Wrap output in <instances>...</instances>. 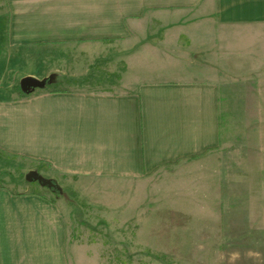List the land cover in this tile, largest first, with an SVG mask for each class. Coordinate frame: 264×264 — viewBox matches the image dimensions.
I'll return each mask as SVG.
<instances>
[{"label":"crops","instance_id":"1","mask_svg":"<svg viewBox=\"0 0 264 264\" xmlns=\"http://www.w3.org/2000/svg\"><path fill=\"white\" fill-rule=\"evenodd\" d=\"M6 6L0 60L28 65L18 82L47 83L27 94L0 92V150L46 164L62 187L61 178L77 179L70 189L80 199L123 214L119 195L144 192L160 168L169 174L216 151L225 82H253L264 152V0H6ZM103 63L120 71L119 91L56 87L88 80ZM44 196L0 186V264L93 261L70 248L72 209ZM228 256L211 262L256 264L253 256Z\"/></svg>","mask_w":264,"mask_h":264},{"label":"rangeland","instance_id":"2","mask_svg":"<svg viewBox=\"0 0 264 264\" xmlns=\"http://www.w3.org/2000/svg\"><path fill=\"white\" fill-rule=\"evenodd\" d=\"M8 16L6 0H0L1 47ZM25 65L0 60L1 94H27L18 82ZM119 74L106 63L97 64L88 80L60 82L56 87L116 92L121 89ZM221 93L223 137L218 149L181 168L173 166L169 174L160 168L153 181L143 184L144 192L119 195L117 201L125 204L123 214L105 212L109 210L77 197L70 189L77 179L61 178L67 185L62 187L46 164L3 150L0 186L16 193H40L70 207V248L83 250L96 261L87 264H228L211 262L227 255L253 256L260 264L264 261V152L256 135V89L253 82H225Z\"/></svg>","mask_w":264,"mask_h":264},{"label":"water","instance_id":"3","mask_svg":"<svg viewBox=\"0 0 264 264\" xmlns=\"http://www.w3.org/2000/svg\"><path fill=\"white\" fill-rule=\"evenodd\" d=\"M20 84H21L22 90L25 93H30L34 91L36 88L44 87L46 84V80H38L34 77H25L21 80ZM53 185L54 184H52V186Z\"/></svg>","mask_w":264,"mask_h":264},{"label":"trees","instance_id":"4","mask_svg":"<svg viewBox=\"0 0 264 264\" xmlns=\"http://www.w3.org/2000/svg\"><path fill=\"white\" fill-rule=\"evenodd\" d=\"M1 51H2V47H1V45H0V54H1ZM24 94V93H23ZM52 190L54 191V192H56V193H59L60 194V189L59 188H53L52 187ZM44 196V195H43ZM44 197H46V196H44ZM47 199H49V200H51V201H55L54 199H50V198H48V197H46Z\"/></svg>","mask_w":264,"mask_h":264}]
</instances>
